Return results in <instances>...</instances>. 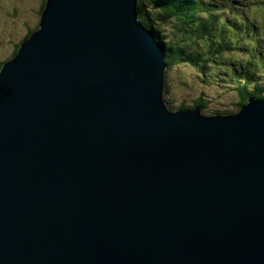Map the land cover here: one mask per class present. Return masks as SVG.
I'll list each match as a JSON object with an SVG mask.
<instances>
[{"label":"water","instance_id":"1","mask_svg":"<svg viewBox=\"0 0 264 264\" xmlns=\"http://www.w3.org/2000/svg\"><path fill=\"white\" fill-rule=\"evenodd\" d=\"M45 2L0 67V264H264V99L171 111L137 0Z\"/></svg>","mask_w":264,"mask_h":264},{"label":"trees","instance_id":"2","mask_svg":"<svg viewBox=\"0 0 264 264\" xmlns=\"http://www.w3.org/2000/svg\"><path fill=\"white\" fill-rule=\"evenodd\" d=\"M250 1L137 0L138 21L152 31L162 44L167 69L179 60L184 61L194 67L206 83L223 82L222 89L230 87L240 97L237 110L231 112L213 108L210 114H204L201 110L205 109V104L200 98L195 101L193 109L182 106L176 110L189 112L199 109V117L220 115L227 118L238 112L248 97L264 99V73L251 70L253 65L264 59L263 45L259 38L252 37L253 30L258 32L264 27V17L256 13L258 5L264 8V0H252L249 7ZM43 3L44 0L41 8ZM151 7L156 10H150ZM164 23L168 25H162ZM243 51L247 52L240 59ZM253 59L258 63H254ZM209 67H214L211 71L214 77H207L205 69ZM165 105L173 110L170 101H165Z\"/></svg>","mask_w":264,"mask_h":264},{"label":"rangeland","instance_id":"3","mask_svg":"<svg viewBox=\"0 0 264 264\" xmlns=\"http://www.w3.org/2000/svg\"><path fill=\"white\" fill-rule=\"evenodd\" d=\"M42 2L43 0H0V64L15 55L19 43L28 37H25L28 32L37 27ZM45 3H43L44 6ZM251 6L252 0L249 7ZM261 6L256 7V13H259L260 17H264V8ZM147 7L149 8V6ZM153 8L151 7L150 10ZM154 10L156 9L154 8ZM247 10L249 13V8ZM162 25L167 26L168 24ZM252 37L259 38L264 48V27L258 32L253 30ZM236 52L241 51L237 50ZM246 52H242L240 59L245 57L244 53ZM253 62L258 63L256 59H253ZM263 64L264 59L253 65L251 70L255 73L259 71L264 73ZM213 69L214 67L205 69L208 78L214 77L211 72ZM164 78L166 92L163 93V97L165 101H170L173 110L182 106L193 109L195 101L199 98L205 104V109L201 110L204 114H210V109L213 108H223L230 112L238 108L237 103L240 97L237 91L230 87L222 89L223 82L220 81H217V84L206 83L203 81L204 77L198 76L194 67L187 65L184 61L179 60L170 68H166Z\"/></svg>","mask_w":264,"mask_h":264},{"label":"bare ground","instance_id":"4","mask_svg":"<svg viewBox=\"0 0 264 264\" xmlns=\"http://www.w3.org/2000/svg\"><path fill=\"white\" fill-rule=\"evenodd\" d=\"M44 3H45V0H44ZM135 9H137V2H136V8H135ZM41 10H42V9H41ZM150 32L152 33V31H150ZM25 39H26V38H25ZM23 40H24V39H23ZM23 40H22V41H23Z\"/></svg>","mask_w":264,"mask_h":264},{"label":"clouds","instance_id":"5","mask_svg":"<svg viewBox=\"0 0 264 264\" xmlns=\"http://www.w3.org/2000/svg\"><path fill=\"white\" fill-rule=\"evenodd\" d=\"M165 73V72H164ZM179 110V109H178ZM172 111H175V110H172Z\"/></svg>","mask_w":264,"mask_h":264}]
</instances>
